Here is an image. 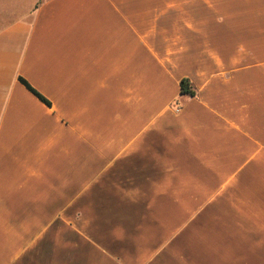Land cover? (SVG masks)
I'll use <instances>...</instances> for the list:
<instances>
[{"label":"crops","instance_id":"crops-1","mask_svg":"<svg viewBox=\"0 0 264 264\" xmlns=\"http://www.w3.org/2000/svg\"><path fill=\"white\" fill-rule=\"evenodd\" d=\"M0 264H264V0H0Z\"/></svg>","mask_w":264,"mask_h":264},{"label":"trees","instance_id":"trees-1","mask_svg":"<svg viewBox=\"0 0 264 264\" xmlns=\"http://www.w3.org/2000/svg\"><path fill=\"white\" fill-rule=\"evenodd\" d=\"M21 81L31 90L33 91L39 98H41L44 102L47 104H50V102L37 90H35L25 79L21 78ZM180 93L185 95L189 94L194 96L196 94V89L193 86V84L190 82L189 79H182L180 83Z\"/></svg>","mask_w":264,"mask_h":264}]
</instances>
